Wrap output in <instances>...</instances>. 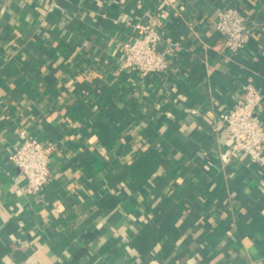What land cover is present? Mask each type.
<instances>
[{
    "label": "crops",
    "instance_id": "1",
    "mask_svg": "<svg viewBox=\"0 0 264 264\" xmlns=\"http://www.w3.org/2000/svg\"><path fill=\"white\" fill-rule=\"evenodd\" d=\"M225 7L253 28L235 55L214 26ZM156 19L170 66L143 78L122 46ZM249 82L264 95V0H0L2 264H264V222L244 233L264 218V164L231 155L223 122ZM21 133L53 147L37 195L9 160ZM149 147L162 164L132 181ZM153 220L173 223L141 255L132 241Z\"/></svg>",
    "mask_w": 264,
    "mask_h": 264
},
{
    "label": "built area",
    "instance_id": "2",
    "mask_svg": "<svg viewBox=\"0 0 264 264\" xmlns=\"http://www.w3.org/2000/svg\"><path fill=\"white\" fill-rule=\"evenodd\" d=\"M214 26L223 38L226 50L233 55L243 51L251 40L253 28L246 14L239 8L219 9ZM133 28L132 37L122 46V67L143 78L166 72L170 62L166 56L168 51L158 47L163 35L159 20L136 22ZM263 104L264 95L249 82L242 86L241 99L223 115V122L232 141L233 157L245 154L252 162L264 164V125L260 119ZM52 152L53 147L40 139L20 134L19 143L9 160L24 175L25 192L28 195L39 194L48 184Z\"/></svg>",
    "mask_w": 264,
    "mask_h": 264
},
{
    "label": "trees",
    "instance_id": "3",
    "mask_svg": "<svg viewBox=\"0 0 264 264\" xmlns=\"http://www.w3.org/2000/svg\"><path fill=\"white\" fill-rule=\"evenodd\" d=\"M113 94L112 89L102 88L99 104L102 107L107 106L112 99L109 96ZM162 157L159 151L154 147H149L144 152L138 154L132 163L126 167V172L132 181L149 180L152 175L160 168ZM264 222V218L258 216L245 230V234H253L257 228ZM173 222L162 224L158 220L147 223L133 239L132 245L141 255L147 254L169 231ZM74 231H68L64 239L59 243L57 249L65 248L73 239ZM9 253V248L0 242V264L2 259Z\"/></svg>",
    "mask_w": 264,
    "mask_h": 264
}]
</instances>
